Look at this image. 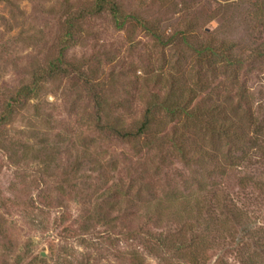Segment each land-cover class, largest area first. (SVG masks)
<instances>
[{
    "label": "rangeland",
    "instance_id": "374dc122",
    "mask_svg": "<svg viewBox=\"0 0 264 264\" xmlns=\"http://www.w3.org/2000/svg\"><path fill=\"white\" fill-rule=\"evenodd\" d=\"M97 1L0 2V96L28 84L66 46L67 61L76 70L68 78L45 82L41 98L30 101L0 133H8L6 140L0 138V146L13 157L0 149V264H128L124 255L129 252L146 257L145 264H179L172 253L161 255L145 240V232L169 239L183 227L179 219L148 222L143 210L128 216L111 210L103 196L109 188L123 193L124 210L130 209L127 197L146 205L159 198L167 203L178 191L191 200L185 219L194 223L199 206L213 202L211 191L226 192L248 217L245 226L209 245L206 257L208 264H241L240 232L264 228V193L243 184L246 176L264 184V157L257 146L250 162L226 176L170 152L164 151L161 160L158 146L144 138L125 143L96 131L94 96L102 97L112 119L130 128L142 119L148 102L170 92L167 75H184V91L188 82V88L202 95L212 91L209 85L220 84L218 91L230 87L224 74L234 73L218 63L213 73L199 65L183 37L192 46L233 43L241 49L236 54L252 60L253 49L264 45V26L258 25L255 6L264 0H107L96 13ZM114 5L127 18L122 29L113 20ZM68 20L75 21V39L62 43ZM260 68L245 67L238 74L247 86L254 117L264 120ZM198 74L209 77L199 80ZM160 76H166L164 83ZM155 77L161 82L158 87ZM149 79L148 89L144 83ZM4 103L0 98V115ZM176 122L159 113L152 130L160 138L170 134ZM193 136L197 142L204 139V147L217 144L203 132ZM108 223L115 242L109 240Z\"/></svg>",
    "mask_w": 264,
    "mask_h": 264
},
{
    "label": "trees",
    "instance_id": "16d2710c",
    "mask_svg": "<svg viewBox=\"0 0 264 264\" xmlns=\"http://www.w3.org/2000/svg\"><path fill=\"white\" fill-rule=\"evenodd\" d=\"M4 1L6 2V0H0V2ZM106 3L107 0H98L95 5L96 13H101ZM255 6L258 13L256 17L258 25L263 27L264 2L257 3ZM111 13L116 26L122 29L127 18L123 19L116 5L113 6ZM82 16L81 14L80 21L84 18ZM74 22V20H68L63 24V32L59 38L62 43L65 41L69 43L75 39L76 27ZM176 37L178 36L173 35L172 38ZM188 39V37H183L184 43L189 45L193 53L197 55L199 65H204V67L206 65L213 73L217 70L218 63L222 65V69L226 72L234 73L224 74L227 75L230 81V87H223L222 91H218L220 84L215 86L218 88L209 85L212 91L209 89L210 93L206 92L207 94L202 95L201 92L188 88V82L185 84L187 89L184 91V88L180 85L181 77H184V75H177L178 78H176V74L174 77L170 76V78L167 75L165 77L172 83L170 92H167L162 99H159L157 94L152 102H148L142 119L137 120L130 128L122 120L117 119L115 121L112 119L106 107H104L102 97L95 94L96 119L94 128L102 135L116 136L125 143L144 138L149 145L158 146V151L162 155L161 160L165 159L164 151L170 152L185 161H196L198 165L201 163L208 169H211L209 168L211 166L212 170L217 172L218 175L226 176L228 172L235 170V166H240L244 161L250 162L253 155L252 151L256 149L254 145L257 146L260 155L264 157V147L262 145L264 143V120H258L254 117L251 98L246 89L247 86L241 79L242 74H238L245 67L254 68L255 70L262 69L260 67L264 68V45L256 46L252 51L254 58L248 61L243 58L244 53L236 54V49L241 52L240 47L236 44L231 43L228 45L224 43L218 47L214 44L192 46ZM68 49L66 46L56 56H52L46 70H39L32 76L28 84H23L14 89L10 92V95L0 96L5 100L0 115V133L13 124L16 117L27 107L30 101L41 98L45 82L56 78H68L73 75L72 73L76 70L67 61ZM203 76L208 75L198 74L199 80L203 79ZM165 77L160 76L163 83ZM157 79L154 78L156 87L161 83ZM86 85L91 87L92 83L87 82ZM144 85L145 88H151V80H145ZM159 89L163 90L162 88ZM159 113L177 120L176 125L171 128V133L164 134L160 138L152 130ZM244 119H248V122L245 123ZM253 129L256 130L254 133ZM202 132L205 136L210 135V138L215 140L220 147L216 143L212 145V148L204 147V144H206L204 139L197 142L193 134L197 135ZM0 138L6 140L8 133L0 134ZM165 146H168V150ZM0 149L13 160L7 147L0 146ZM199 182L196 180V183ZM204 184L202 187H204ZM243 184L245 186L252 184L264 193V184L257 182L255 179L253 180L252 177H244ZM211 193L213 202L208 206H199L195 223L187 218L185 219V216L188 215L187 212H189L191 200L189 197H181L178 191H174L173 195L167 197V203L159 198L155 203L151 202L146 205L129 200L127 197L130 207L128 210L123 209L124 202L120 199L121 195L123 197V193L118 188H109L103 196L104 201L108 203L111 210L119 213L125 211L124 214L127 216L135 213V210L138 212L143 210V216L148 222L173 217L178 218L183 227L177 233L171 235L168 239L162 235L145 232L146 243L156 245L154 249L161 255L162 251L169 255L172 253V258L175 259L176 263L185 264L189 261L191 264H208L206 257L208 246L213 244L221 235L231 234L235 228L245 226L244 221L248 217V212L239 208L226 192L216 190L214 194L212 191ZM99 221H103V219H99ZM231 224L234 226L233 229L229 228ZM108 225L110 226L109 231L112 233L109 240L115 242L114 233L112 232L114 229L110 223ZM240 234L238 252L241 251V264H264V228H247L242 230ZM251 251L253 252L251 253ZM124 257L128 259V264L146 263V257L137 252H129ZM163 258L167 259L164 256ZM221 264H225V262Z\"/></svg>",
    "mask_w": 264,
    "mask_h": 264
}]
</instances>
